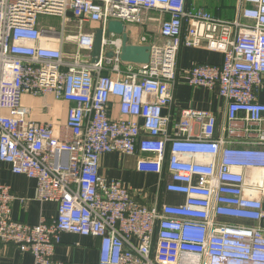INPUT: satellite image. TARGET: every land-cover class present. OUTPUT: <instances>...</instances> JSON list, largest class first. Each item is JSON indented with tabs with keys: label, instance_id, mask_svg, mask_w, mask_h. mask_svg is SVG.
I'll return each instance as SVG.
<instances>
[{
	"label": "built area",
	"instance_id": "1",
	"mask_svg": "<svg viewBox=\"0 0 264 264\" xmlns=\"http://www.w3.org/2000/svg\"><path fill=\"white\" fill-rule=\"evenodd\" d=\"M237 1L225 20L196 0H0V163L58 206L56 218L17 222V197L0 182L1 244L34 264H67L55 259L64 233L99 239V264H264V0ZM40 17L59 18L60 29ZM110 22L143 28L130 40L150 47L148 64L119 59L123 40ZM182 48L220 53L223 63L180 71ZM180 76L225 101L220 136L214 111L184 109L176 121ZM25 95L71 105L65 125L32 121ZM110 153L138 156L137 171L184 202L140 203L144 189L100 175Z\"/></svg>",
	"mask_w": 264,
	"mask_h": 264
},
{
	"label": "crops",
	"instance_id": "2",
	"mask_svg": "<svg viewBox=\"0 0 264 264\" xmlns=\"http://www.w3.org/2000/svg\"><path fill=\"white\" fill-rule=\"evenodd\" d=\"M237 0H196L197 8L205 9L214 16L225 20L235 17ZM150 13L147 17H156ZM149 27V26H148ZM151 32L158 33V25L150 26ZM223 55L206 49L182 48L178 59L180 71L190 69L196 65H222ZM260 100L264 102V89ZM23 105L30 110V119L38 123H48L54 126H64L67 112L71 105L56 101L52 96L34 98L30 95L23 97ZM184 109L209 110L218 114L219 125L217 136L221 134V127L225 121V101L218 96L217 91L202 88H191L187 79L179 77L176 91L175 119H180ZM111 114L120 119L121 114L117 104L111 106ZM238 140H245L239 135ZM138 156H128L119 153L104 155L100 161V175L107 180H116L134 189H144L146 194L136 195L137 200L147 206L156 201L178 205L184 202L182 196L169 194L165 190L158 191V175L140 173L137 171ZM169 179V175H167ZM0 182L9 185L17 200L12 205V218L17 222L38 225L43 218H56L58 206L55 203H41L37 200V181L23 175H15L10 168L0 163ZM24 201V202H23ZM256 225V223H250ZM264 227V226H263ZM55 259L67 264H99L100 240L92 237H82L64 233L61 244L56 248ZM0 264H34V258L29 253H22L18 246L0 243Z\"/></svg>",
	"mask_w": 264,
	"mask_h": 264
},
{
	"label": "water",
	"instance_id": "3",
	"mask_svg": "<svg viewBox=\"0 0 264 264\" xmlns=\"http://www.w3.org/2000/svg\"><path fill=\"white\" fill-rule=\"evenodd\" d=\"M108 33L121 35L123 40L122 52L119 59L126 63L146 65L150 60V47L133 44L127 27L120 22H110L108 25ZM103 31L97 30L94 39V47L92 52V63H96L102 52ZM107 58H114L113 53H107Z\"/></svg>",
	"mask_w": 264,
	"mask_h": 264
},
{
	"label": "rangeland",
	"instance_id": "4",
	"mask_svg": "<svg viewBox=\"0 0 264 264\" xmlns=\"http://www.w3.org/2000/svg\"><path fill=\"white\" fill-rule=\"evenodd\" d=\"M41 24L45 27H54L56 29H60L61 27V20L59 18H47V17H40ZM149 29L150 26L148 27ZM127 30L129 32L130 38L133 42L137 43L139 37L143 33V28L137 25H129L127 26ZM71 46H67L68 51H73Z\"/></svg>",
	"mask_w": 264,
	"mask_h": 264
}]
</instances>
